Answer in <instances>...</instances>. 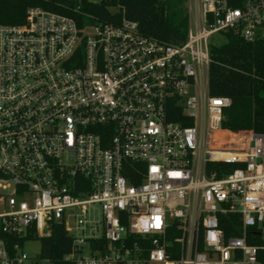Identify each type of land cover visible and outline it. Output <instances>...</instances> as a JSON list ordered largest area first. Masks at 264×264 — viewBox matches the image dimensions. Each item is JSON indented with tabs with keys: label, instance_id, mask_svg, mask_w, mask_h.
Wrapping results in <instances>:
<instances>
[{
	"label": "built area",
	"instance_id": "built-area-1",
	"mask_svg": "<svg viewBox=\"0 0 264 264\" xmlns=\"http://www.w3.org/2000/svg\"><path fill=\"white\" fill-rule=\"evenodd\" d=\"M68 1L0 23V264L29 259L7 236L54 224L74 264H260L264 132L217 147L231 101L208 91V49L264 39V0H185L175 45Z\"/></svg>",
	"mask_w": 264,
	"mask_h": 264
},
{
	"label": "trees",
	"instance_id": "trees-1",
	"mask_svg": "<svg viewBox=\"0 0 264 264\" xmlns=\"http://www.w3.org/2000/svg\"><path fill=\"white\" fill-rule=\"evenodd\" d=\"M64 3L69 1L0 0V23L23 22L28 6L39 5L58 11L62 10L61 4ZM111 7L113 11L109 9ZM81 9L84 16L63 11L79 22H113L124 17L135 22L142 35L168 45L179 44L186 35L185 0L83 1ZM208 51V91L212 95L226 96L231 101L223 111V119L216 132L217 147L243 149L251 132H264V39L245 41L228 32L222 41L210 44ZM228 219L229 216L224 215L219 222L226 235L234 233ZM27 240L39 241L37 259L47 260L50 264H74L64 259L71 251L72 241L62 225H51L47 236H37L33 232L20 238L7 236V245L11 249L13 243L23 246ZM253 242L258 246L262 244L260 238ZM257 260L264 264L263 248L257 251Z\"/></svg>",
	"mask_w": 264,
	"mask_h": 264
},
{
	"label": "rangeland",
	"instance_id": "rangeland-1",
	"mask_svg": "<svg viewBox=\"0 0 264 264\" xmlns=\"http://www.w3.org/2000/svg\"><path fill=\"white\" fill-rule=\"evenodd\" d=\"M222 41V38H219L218 35L211 37V41L216 43L217 41ZM23 251L28 256L27 264H50L47 260L37 259V254L39 252V241L38 240H27L23 243ZM155 264V263H151Z\"/></svg>",
	"mask_w": 264,
	"mask_h": 264
}]
</instances>
